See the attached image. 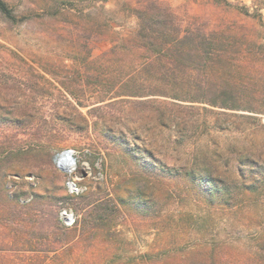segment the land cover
Instances as JSON below:
<instances>
[{
	"label": "rangeland",
	"instance_id": "1",
	"mask_svg": "<svg viewBox=\"0 0 264 264\" xmlns=\"http://www.w3.org/2000/svg\"><path fill=\"white\" fill-rule=\"evenodd\" d=\"M5 1L0 165L36 168L2 180L47 201L0 264H264V0Z\"/></svg>",
	"mask_w": 264,
	"mask_h": 264
},
{
	"label": "trees",
	"instance_id": "2",
	"mask_svg": "<svg viewBox=\"0 0 264 264\" xmlns=\"http://www.w3.org/2000/svg\"><path fill=\"white\" fill-rule=\"evenodd\" d=\"M154 9H162L161 7H158V5H155ZM158 11V10H157ZM0 12L7 16L9 19L15 20V15L13 13L12 8L9 7L8 3L5 0H0ZM150 20L155 25H166V24H174V18L170 11L159 10L157 13H151L150 14ZM175 31V41L181 42L184 38H179L180 29L178 27H174ZM189 37V36H188ZM238 101V99H237ZM239 102V101H238ZM225 104L227 103H223ZM68 109H59L54 108L52 109V115L56 118H60L61 116H71L72 113L67 111ZM8 113H2L0 115V128L3 126L4 123L9 122L11 124H16L17 126H24L23 124L17 123L18 120L23 118L29 119V124L33 119L31 117L33 116L32 110L29 108L28 104L24 106V108H20L18 112L16 113V116L9 117L7 115ZM70 123L73 125L72 122H74V117H69ZM72 119V120H71ZM0 209L4 210L9 216L11 217V220L13 222H16L17 225L25 226V225H31L32 217L34 216V220L36 221L35 217L39 215V213L36 210V207H38L40 204L46 202L43 195L36 193L35 191L29 192L26 189H23L21 187L14 193H12L10 190L7 189V186L5 182L2 179H5L8 174H16L18 176H23L22 173L32 171L34 168H36V165H32L31 163H18L15 161H8L6 163H3L0 165ZM211 182V184H210ZM218 180L214 179L213 181L211 179H206V184L209 186L208 189L213 192V189H219ZM212 186V187H211ZM224 191L228 192V189L224 188ZM211 194V193H210ZM85 196L84 193L82 194H76L75 192L72 193V195L69 196L70 200L72 202L70 204L74 205L76 204V198L77 197H83ZM29 200V201H27ZM23 201V202H22ZM91 204V203H90ZM102 212V213H101ZM103 212L104 209L101 211H97L98 217L100 219H103ZM32 218V219H31ZM60 222H62L60 217H57L54 219V226L60 227ZM79 221L75 224L73 228L66 229L69 233L74 232L78 225ZM61 228H64L61 226Z\"/></svg>",
	"mask_w": 264,
	"mask_h": 264
},
{
	"label": "water",
	"instance_id": "3",
	"mask_svg": "<svg viewBox=\"0 0 264 264\" xmlns=\"http://www.w3.org/2000/svg\"><path fill=\"white\" fill-rule=\"evenodd\" d=\"M58 165L65 171H67L69 167H72V165H74L75 168L76 161L75 158L73 157V152L71 150L64 151L58 160ZM68 184L72 190H77L75 188L76 184L74 182L70 181Z\"/></svg>",
	"mask_w": 264,
	"mask_h": 264
},
{
	"label": "bare ground",
	"instance_id": "4",
	"mask_svg": "<svg viewBox=\"0 0 264 264\" xmlns=\"http://www.w3.org/2000/svg\"><path fill=\"white\" fill-rule=\"evenodd\" d=\"M73 166H74V165H72V167H69V168L67 169V171H72Z\"/></svg>",
	"mask_w": 264,
	"mask_h": 264
}]
</instances>
